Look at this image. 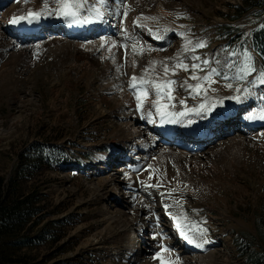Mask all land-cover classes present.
<instances>
[{
  "label": "rangeland",
  "instance_id": "obj_1",
  "mask_svg": "<svg viewBox=\"0 0 264 264\" xmlns=\"http://www.w3.org/2000/svg\"><path fill=\"white\" fill-rule=\"evenodd\" d=\"M91 1L92 7L97 6L96 0ZM111 1L113 4L110 6L112 9L116 7V10L124 4L119 0ZM172 1L182 5L174 7L175 14H171L169 9L160 11L162 16L155 24L158 30L172 24L168 27L173 28L170 36L179 33L183 42L178 44L185 47L178 52L179 45L170 50L177 39L169 46L166 43L170 51L162 52L163 59H171L162 61L171 66L177 56L183 61L191 54V62L197 56L201 58L197 63L202 64L204 60L209 62L202 64L203 71L196 72L201 77L209 75L208 81H200L207 89L206 101L203 94L198 96L193 91L188 97L184 96V91L191 90L185 81L191 85L197 83L189 79L191 71L177 69L175 76L169 72V78L177 77L176 90L183 89L180 95L175 93V111H181L183 105L178 101L184 99L188 109L198 102L215 104L211 111L216 110L212 114L218 112L220 115L222 110L228 113L233 106H239L241 109L238 111L243 116L255 115L259 118L264 115V85L255 79L256 74L264 70V64L252 50L250 40L246 43L243 37L248 39L247 35L256 26L254 23L258 17L251 13L235 17L237 7H241L244 0ZM14 2L8 0L4 5L9 7ZM232 2L235 4L232 5ZM154 8L150 6L148 11L154 12ZM137 11V8L131 10L129 16ZM168 28L167 31L161 30L159 37L167 33ZM49 31H43V38L32 39L39 44V50L23 51L26 45L20 43L8 50L0 44V190L2 183L13 175L19 155L34 143H45L60 155V159L66 160L54 164L52 168H45L28 184V192H33L35 187L40 190L38 198L41 201L38 204L41 212L31 223L33 227L29 236H41L43 240L41 245L27 252L36 264H125L121 252L133 239L140 242L142 259L149 257L151 264H157L161 259L165 263L185 264L186 259L182 261L176 254L167 253L161 255L160 259L155 258L156 253L162 251L159 250L160 245L154 252L142 246V235L134 230V215L127 213L131 206L133 212L139 210L144 215L147 207L143 206L142 200L139 201L144 190L153 185L168 186L175 183L177 178L174 158L158 155L159 150L155 151L154 156L162 159L154 167H148L146 159L138 163L132 160L133 156L140 160L137 153L133 155L126 151L123 154L127 148H123V142L131 131L137 134L138 124L144 121L140 122L139 117L136 120L134 103L126 91V53L119 48L120 41L114 40L116 42L112 46L115 49L109 50V53L108 47L107 51L103 49L98 53L94 57L96 61L85 50L69 51L71 49L61 44L51 43L54 37L48 36ZM188 40L193 44L203 42L205 47L193 50L191 45L186 47ZM112 50H116L115 53ZM104 56H107L106 65L102 63ZM151 57L153 55H144L142 62H150ZM246 63H252L257 73L241 79V69ZM156 64L153 66L154 72L149 67L148 78L154 79L156 74L163 77L160 62ZM211 69H216L219 74H210ZM225 75L229 77L228 80L223 78ZM229 83L231 88L226 86ZM237 89H240L239 93ZM245 90L251 95L246 97ZM236 95L241 96V103L232 99ZM209 112L202 119L211 118ZM127 115L134 117L133 125L129 128L124 124ZM235 125L238 134H243L240 122L237 121ZM238 134L237 137L244 140L243 146L224 148L222 157L214 160L200 161L197 158L194 167L190 166L187 172L192 174L197 186L194 189L196 197L188 193L182 196L184 201L179 202L180 213L187 217L191 229H206L203 239L207 243L204 245L212 244L209 252L213 254V259L207 260V264H247L238 252L242 255V250H249L246 249L248 242L254 249L263 247L264 250L259 236L260 223L264 220V133L257 135L254 132L255 135L250 137ZM223 135L225 132L220 133L219 139ZM151 141H155L153 135ZM221 143L215 142L211 148ZM207 147H198L201 150L196 153H203ZM149 159L151 162L154 157ZM141 163V167H137L133 173L129 172V164ZM107 164L110 174L107 169L101 173L100 168ZM118 170L120 173H117ZM109 177L118 182L115 187L118 188V185L120 190L110 192ZM111 188L114 189L113 184ZM130 194L134 196L129 200ZM130 201L132 205H129ZM146 219H141V229L146 227V231H150L152 227L146 226ZM144 262L141 261V264Z\"/></svg>",
  "mask_w": 264,
  "mask_h": 264
},
{
  "label": "bare ground",
  "instance_id": "obj_2",
  "mask_svg": "<svg viewBox=\"0 0 264 264\" xmlns=\"http://www.w3.org/2000/svg\"><path fill=\"white\" fill-rule=\"evenodd\" d=\"M7 1L8 0H0V44L1 47L4 45L5 49L12 50L13 45L15 44L19 45L20 43L26 45L23 51L39 50L40 49L39 44L35 43L32 39H34L35 37L43 38L44 37V35H42L43 31L48 29L50 30L48 32V36L54 37L50 40L51 43L61 44L62 46L71 49L69 51L75 52L78 49L85 50L87 51L88 56L91 59L93 58L94 60H96V58L94 57L98 55V53H100L103 49L104 51H107L106 48L107 47L110 48L107 51L108 53L109 50L115 49V47L112 46L113 43L116 42V41L114 42L115 39L120 41L119 48H121V50L123 49L125 50L124 45L128 46L127 59H125L126 61L125 71L128 74V78L126 79V85H125L126 91L129 94L130 98L132 99V103H134L133 108L136 115V120L138 119V117H140L139 118L140 122L145 121L146 125L148 126L144 127L141 123H139L138 124L139 128H137L138 133L135 134L136 132L134 133V131H131V134L129 135L128 139H126L122 144L123 148L127 147L126 150H123V154L127 153L128 151L132 152L133 155L137 153L140 157L139 158L140 160H137L136 158H134V156L133 157L131 156L132 160L138 163L142 159L144 160L146 159L148 161V167H154L159 165L162 159L160 156L158 158H155L156 156H154L155 151L159 150L158 155L162 154L163 156L174 158L177 181L175 183H170L168 186L153 185L151 187H147L146 190H144L145 191L143 194L144 196L142 195V197H139L140 200L137 198L139 201L141 200L143 201L144 207H147L146 213L143 215L142 212L139 210L133 212L130 208L131 206L128 207L127 213L131 215L129 212H132V216L134 215L133 218V220L135 221L134 230H136L135 233L137 232V234L140 233L141 235H143L142 246H146V248L151 249L150 251L152 252L155 251L158 245H160L159 250L162 249L161 246H167L172 249L171 252L165 253L162 251H158L157 253H161V255L167 253L176 254L178 257H181L182 261L184 258L186 259L185 264L187 263L207 264L208 263L207 260L213 259V254L209 252V249L212 247V244L209 245L203 244L202 248H197L194 245L189 244L180 235V232L176 227V221L172 218L173 215H177L180 218L182 225L185 227L186 234H190L189 232L190 225L187 219L184 217L183 213L182 214L180 213L181 210L179 209L180 207L179 202L181 200L184 201L182 197L183 195H186L188 193H193L192 195L194 196V198L196 197V192L194 193V189L197 186L193 182L192 174L189 175L187 170L190 169L191 165L192 167H194L193 164L196 163V161H198L197 158H200V161L201 160L203 161V159L204 161L205 159L214 160L221 156L222 150L224 148L230 146H240V147L243 146L244 140L237 137L238 134L236 128L237 125H235L234 127V124H236L237 121L240 122L241 127H243L244 130L242 131L243 134L240 133V135L239 134L238 135L241 137H250V135H252L254 132L257 135L264 133V120L259 119L258 116L255 115L243 116L241 115L242 112L238 111L241 108H238L239 106H233V108H231L233 111L231 112V114H228L224 110L221 111L220 115L218 114V112L212 114V112L216 110L215 109L214 111H210L211 118L204 120L202 119V117L205 115H196L195 112H191V114L189 113V116L187 118H183V117L180 118L183 121L182 123L162 124L160 122L159 115L156 114L155 108L153 107L155 95H154V89H152L151 87H149L150 94L148 98H146L148 100H144L145 103H143V111L137 110V105H136L137 100L134 95L135 90L129 87L131 77L133 75L138 77V74L142 72V69L149 68V62H142L144 55H146V57H150L153 55V57H151V61L161 62L162 59L164 58V54L162 53L163 51L168 52L174 46L179 45L180 42H183L182 39H180L179 33H174L173 36H170L173 32V28H168V27L172 26V24H168L165 27L161 28L160 30H158V27L155 24V21L161 18L162 16L160 11L169 9L171 14H175L174 7L179 6L181 3H175L172 0H119L118 2L124 4L119 7V10H116V7H114L115 9H112L111 7L112 5L110 6V4H113V2L111 0H107L106 5L101 7V13H102V19H100L102 20L101 24H99L95 28L91 27L85 29L83 32H81L79 36H76L77 34L75 33V29L77 27H75L73 24L69 23L66 20L57 19L54 16L44 19L39 24H34V25H28L24 21H23L24 23L22 24L20 23L12 24L10 21L13 17H19L21 15H25L29 9H32L34 11L39 10L42 7L43 0H39V1L15 0V2L11 4V6L9 7L4 5ZM48 2H49V7L54 9L55 0H48ZM84 2L86 8L88 9L93 8L91 0H84ZM143 3L144 6L142 7ZM94 4L95 2L93 1V5ZM231 4L234 5L235 3L232 2ZM150 6L155 7L154 12L148 11V7ZM136 8L138 9V11L134 12L132 17H129V12ZM126 9L128 10V15L127 18H124L123 12ZM116 16L121 17L122 20L118 19L116 23L110 25L108 19L114 18ZM138 18L140 19L138 20ZM93 19L96 20L95 17H93ZM137 20H138V24H134L133 21H137ZM166 28H168V32L162 34L163 36L161 35L160 38H156L159 37L161 30L164 31ZM178 29L180 30V28ZM24 30H28V32L24 33L23 32ZM39 30H41V32L38 34V36L35 35L31 37L30 34H34ZM176 39L178 41H176L169 50V48H167L165 44L167 43L169 46L170 43ZM29 40L32 41L29 42ZM133 44L138 45L136 52H133L132 50ZM139 45H142V49L139 47ZM163 46L165 47L162 48ZM184 47L179 45L178 52L183 51ZM144 48H146V50H143ZM112 51L110 52L115 53L116 50H112ZM141 51L142 54H140ZM155 51H158L160 53L156 54ZM175 54L172 57H174ZM114 56L117 57V55ZM106 57L105 56L102 57V63L104 65L107 64ZM169 59L171 58H165L163 60H169ZM183 61L184 63L191 62V54H188V56H186ZM95 63L92 64L95 66L96 65ZM99 63L101 64V62ZM108 73L109 72H107V74ZM178 76H180V78H183L182 75H178ZM176 78L177 77L172 79L176 81ZM181 91H178L175 88V93H177V95H180ZM184 93H185L184 96L187 97L190 94H192L191 90L184 91ZM174 101L172 102L173 105H174ZM200 103L201 102L195 103L194 106L190 109H198ZM242 109H245V107H243ZM184 110L185 108L184 106H182L181 111ZM171 111H175L174 106L171 108ZM149 113H151V115H149ZM249 116H253V118L248 119L247 117ZM189 120L191 121V123H189ZM133 122H134V117L132 115H127L124 118V124L126 128L131 127L133 125ZM255 123L256 125L254 127H256L257 129L256 130L253 129L254 131L253 132L251 128L252 125H254ZM231 126H233L232 128H236V129H232V128L230 129ZM174 129H176L177 131H175ZM190 132H195L199 134L198 135L190 134L188 136ZM224 132L225 135H223L219 139L220 133H224ZM168 133H170V135H176L173 136L175 138H173V140H167L165 137L167 136ZM200 133L204 135L206 140L201 139L202 136H200ZM153 134H155L156 139L154 138L155 141L152 143L151 136ZM195 137H199V138H195ZM221 141L223 143H221L220 145L217 144L216 147L211 148L213 143L215 142L219 143ZM155 143L156 145H154ZM199 143H202L203 148H205V146L208 147L204 150L203 153L197 154L198 151L201 150L200 148H198ZM170 144H171V148H169L168 146ZM153 157L154 160L150 162L149 158H153ZM262 160L264 164V157ZM107 165L106 166L101 165L102 166L100 168L101 173H104L106 169L108 170ZM142 165H143L142 163L141 165L129 164L127 167L131 168L129 172L133 173L135 170H137V167H141ZM107 172L109 173V171ZM117 173H120L119 170ZM195 175L197 176V174ZM114 180L115 179L109 177L110 192H114L115 190L121 189L119 188L118 185L116 186L119 189L115 187V184L118 182L117 181L115 182ZM112 184L114 185V189L111 188ZM172 187L174 189H172ZM129 196H130L129 198L130 200L131 198H133L134 195L130 194L128 195V197ZM129 205H132V201H130ZM134 208L135 207H133V210ZM143 218H147L146 221H144V223L147 224L146 226L152 227V229L150 231L148 230V232L146 233H143V230L141 229L142 226L141 219ZM191 231L195 232L197 231V229H193V230L191 229ZM153 235H155L156 237L155 239H153ZM140 246H141L140 242L137 243L133 239L130 241L129 246L124 250V252L123 251L121 252V254L124 255L123 260L125 264H129L131 263V261L133 262V264H141V261L143 260H145L143 264H151L149 257L148 259L146 258L142 259L143 258V254H141L142 247ZM210 255H212V257H210ZM151 260L154 261V258H152ZM157 264H161V262L159 261L157 262ZM165 264H169V263H165Z\"/></svg>",
  "mask_w": 264,
  "mask_h": 264
},
{
  "label": "snow or ice",
  "instance_id": "obj_3",
  "mask_svg": "<svg viewBox=\"0 0 264 264\" xmlns=\"http://www.w3.org/2000/svg\"><path fill=\"white\" fill-rule=\"evenodd\" d=\"M107 3V0H96V5L92 9H88L85 6L84 0H55V7L50 8L48 0H43L42 7L39 10H32L29 9L25 15H21L19 17H13L11 19L12 24H19L21 21L26 22L28 25H34L39 24L42 20L47 19L49 17L54 16L57 19H63L68 21L71 24L76 25H82V24H90L93 23V17H95L96 20L102 19V13H101V7L105 6ZM85 12L87 14H85ZM128 10L126 9L123 12L124 18H127ZM140 18H138L139 20ZM147 19V18H145ZM137 21H133L134 24H138ZM126 31V30H125ZM167 31V29H165ZM160 38V37H156ZM188 45H191L192 49L195 50L197 48H204L205 44L203 42H198L193 44L191 40H188L186 43V47ZM138 45L133 44L132 50L133 52H136ZM139 47L142 49V45H139ZM125 48V59H127V50L128 46L124 45ZM142 54V51L141 53ZM250 60V57L248 58ZM200 57H194L193 61L188 64L184 63L180 60L179 56L176 57V62L169 66L167 62L161 61L160 64L163 68V77H161L159 74H156L155 78H148L149 68H145L144 73L137 77L133 75L131 77L129 87L134 91V95L137 100V110L143 111V103L144 99H146L150 92L149 87L154 89V95L155 100L153 103V107L155 108V112L160 117V122L163 123H182L183 121L180 118H187L189 116L190 112H195L196 115H204L207 112L211 111L213 108H215V104H207L205 102H201L199 104L198 109H188L185 101L183 99H180L178 101L179 104L183 105L185 110L184 111H171V108L174 106L172 102L175 100V85L177 84V81L169 78V72H171L172 76L176 75L177 69H182L183 71H191V75L189 77L190 80L197 81L196 84L191 85L188 84V81H185V84L188 86L191 91H193L196 95L200 96L203 94V98L206 101L207 96L206 92L207 89L204 88L200 81H208L209 75H205L203 77L196 75L197 70L203 71L202 64H208L209 62L207 60L202 61L201 63H197L196 61H200ZM157 62L150 61L149 67L152 68V71L154 72V65ZM243 72V76L241 79H243L246 76H249L253 73H257V70L255 69L254 65L252 63H246L243 68L241 69ZM210 74H219L217 73L216 69H211ZM225 80H228V76L223 77ZM255 79L259 82V84L264 85V70H260L257 74ZM213 83L215 81H212ZM228 88H231L232 85L229 83L226 85ZM237 93L240 92V89L236 90ZM251 93H249L247 90H245V96H249ZM237 103L242 102V98L240 95H236L232 97ZM151 115V113H149ZM248 119H252L253 116L247 117ZM259 119L264 120V115H261ZM189 123L191 121L189 120ZM151 187V186H149ZM172 218L176 221V227L180 232V235L183 237L184 240H186L189 244L194 245L197 248H202L204 243H207L206 240L203 239L204 233L206 232V229H198L195 232L191 231V226H189V232L190 234H186L185 227L182 225L180 218L177 215H173ZM199 236V238H198ZM155 235H153V239H155ZM162 252H171L172 249L167 246H161ZM157 259L161 258V253H157L156 257ZM161 264H165L164 260L161 259ZM171 264V262H169Z\"/></svg>",
  "mask_w": 264,
  "mask_h": 264
},
{
  "label": "trees",
  "instance_id": "obj_4",
  "mask_svg": "<svg viewBox=\"0 0 264 264\" xmlns=\"http://www.w3.org/2000/svg\"><path fill=\"white\" fill-rule=\"evenodd\" d=\"M264 0H244V6L238 8V14L254 10L252 16L262 21L251 34L252 48L261 57L264 63ZM245 37V36H243ZM242 37V38H243ZM246 40V37H245ZM60 155L45 143H34L19 155L17 167L6 183H2L0 190V264H36L27 252L28 249L42 244L41 236L30 237L29 232L33 227L41 209L38 198L39 189L33 188L28 192V184L42 173L45 168H50L61 163ZM32 179V180H31ZM35 186V185H34ZM259 236L264 243V220L260 223ZM248 242V240H247ZM242 255L249 264H264L263 247L253 248L248 242Z\"/></svg>",
  "mask_w": 264,
  "mask_h": 264
}]
</instances>
